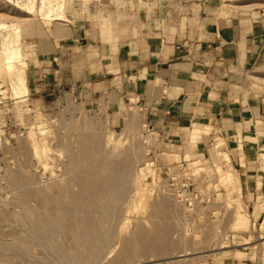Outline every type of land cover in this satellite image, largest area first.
Wrapping results in <instances>:
<instances>
[{
    "label": "rangeland",
    "instance_id": "374dc122",
    "mask_svg": "<svg viewBox=\"0 0 264 264\" xmlns=\"http://www.w3.org/2000/svg\"><path fill=\"white\" fill-rule=\"evenodd\" d=\"M18 1L25 0H0V25L6 33L21 32L17 65L24 79L16 95L0 58V264H60L37 235L35 211L61 216L57 202L69 205L81 193L76 172L94 175L98 165L126 163L128 171L116 176L117 182L128 183L125 196L115 213L105 216L116 240L100 264H108L138 228L163 234L172 247L169 255L132 257L129 264H264L262 217L245 205L240 177L224 160L223 143L196 150L207 133L195 129L185 131L182 142L172 140L176 148L164 142L140 110L143 106L125 96L133 69L124 45L147 28L157 32L177 23L185 28L203 9L259 20L264 0H66L64 22L43 19L35 10L29 16L17 8ZM63 30L71 43L86 30L107 34V40L117 32L118 46L123 45L114 46L112 54L107 46L97 51L98 41L90 42L93 47L71 53L69 69L61 73L55 60L46 73L33 45L46 39V31L57 39ZM101 81L117 83L118 96L110 103L93 93ZM178 154L185 156L184 163L173 159ZM227 172L232 177L224 176ZM30 192L35 195L31 201L26 200Z\"/></svg>",
    "mask_w": 264,
    "mask_h": 264
},
{
    "label": "crops",
    "instance_id": "0c3cea01",
    "mask_svg": "<svg viewBox=\"0 0 264 264\" xmlns=\"http://www.w3.org/2000/svg\"><path fill=\"white\" fill-rule=\"evenodd\" d=\"M206 13L203 9L199 17L189 18L185 28L177 23L157 32L148 28L135 32L139 38L132 36L124 44L133 69L127 76L131 89L125 96L135 100V106H143L140 110L149 124L171 148L178 145L172 140L182 142V134L194 129L207 133L196 143V150L221 141L240 177L245 205L253 207L264 224V18ZM46 34V39L33 45L40 69L46 73L54 68L55 60L61 73L69 69L71 53L93 47L90 42L98 41L97 51L107 46L112 54L114 46L118 50L123 45L121 41L118 46L117 32L107 40V34L86 30L72 43L65 30L57 39ZM96 92L99 100L110 103V98L118 96L117 83L101 81L94 85ZM172 157L185 162L183 154Z\"/></svg>",
    "mask_w": 264,
    "mask_h": 264
},
{
    "label": "bare ground",
    "instance_id": "6f19581e",
    "mask_svg": "<svg viewBox=\"0 0 264 264\" xmlns=\"http://www.w3.org/2000/svg\"><path fill=\"white\" fill-rule=\"evenodd\" d=\"M8 1L12 2L13 0ZM65 1L25 0L22 3L18 1L17 8L29 16L35 10L37 15L43 19L64 22L65 13L62 10ZM21 46L20 30L13 28L11 32L6 33L4 26L0 25V58L3 59V64L9 70L12 77V90L16 95L17 91L24 87V79L21 77V71L17 65L21 59ZM224 160L227 164L231 163L228 156ZM99 162L101 163V161ZM128 168L127 163L122 167L98 165L94 175L88 171L76 172L82 188L81 193L75 195L69 205H66L63 200L57 202L61 216L52 211H49L47 215H43L41 210L35 211L37 235L47 242L54 254L52 256L60 264H100L106 259L108 248L113 246L116 239L105 216L114 214L125 196V187L128 183L117 182L116 176L128 171ZM224 176L229 178L232 177V174L227 172ZM34 193L36 194V192ZM34 197L35 195L30 192L26 195V200ZM101 198H108L109 201L103 203ZM94 215H99L100 219H96ZM239 218L241 223L247 227L246 218L243 215ZM69 237L73 240L71 243L67 241ZM61 239L65 242L59 243ZM170 243L159 232L147 233L142 228H138L130 239L122 243L120 251L108 264H129V259L132 257L142 259H147L149 255L155 258L163 257L171 249Z\"/></svg>",
    "mask_w": 264,
    "mask_h": 264
}]
</instances>
